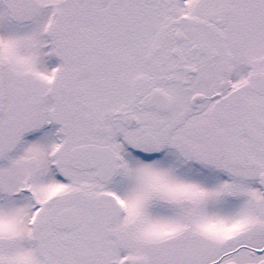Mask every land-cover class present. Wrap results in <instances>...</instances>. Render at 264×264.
Listing matches in <instances>:
<instances>
[{
    "label": "snow or ice",
    "instance_id": "1",
    "mask_svg": "<svg viewBox=\"0 0 264 264\" xmlns=\"http://www.w3.org/2000/svg\"><path fill=\"white\" fill-rule=\"evenodd\" d=\"M0 264H264V0H0Z\"/></svg>",
    "mask_w": 264,
    "mask_h": 264
}]
</instances>
